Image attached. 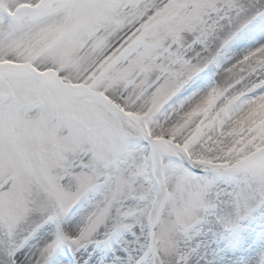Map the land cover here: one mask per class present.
<instances>
[{"label":"snow or ice","instance_id":"obj_1","mask_svg":"<svg viewBox=\"0 0 264 264\" xmlns=\"http://www.w3.org/2000/svg\"><path fill=\"white\" fill-rule=\"evenodd\" d=\"M0 264H264V0H0Z\"/></svg>","mask_w":264,"mask_h":264}]
</instances>
